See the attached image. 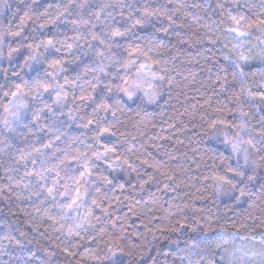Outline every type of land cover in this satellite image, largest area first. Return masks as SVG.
<instances>
[{
    "label": "clouds",
    "instance_id": "clouds-1",
    "mask_svg": "<svg viewBox=\"0 0 264 264\" xmlns=\"http://www.w3.org/2000/svg\"><path fill=\"white\" fill-rule=\"evenodd\" d=\"M0 264H264V0H0Z\"/></svg>",
    "mask_w": 264,
    "mask_h": 264
},
{
    "label": "snow or ice",
    "instance_id": "snow-or-ice-1",
    "mask_svg": "<svg viewBox=\"0 0 264 264\" xmlns=\"http://www.w3.org/2000/svg\"><path fill=\"white\" fill-rule=\"evenodd\" d=\"M102 131H107L106 129H102Z\"/></svg>",
    "mask_w": 264,
    "mask_h": 264
}]
</instances>
